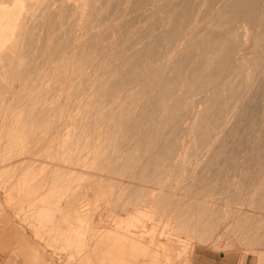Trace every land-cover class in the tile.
Listing matches in <instances>:
<instances>
[{
	"label": "bare ground",
	"instance_id": "obj_1",
	"mask_svg": "<svg viewBox=\"0 0 264 264\" xmlns=\"http://www.w3.org/2000/svg\"><path fill=\"white\" fill-rule=\"evenodd\" d=\"M102 1L0 0V185L79 264H192L245 238L264 259V208L243 199L264 200V0H115L114 29ZM110 165L83 243L92 220L55 222L50 200Z\"/></svg>",
	"mask_w": 264,
	"mask_h": 264
},
{
	"label": "rangeland",
	"instance_id": "obj_2",
	"mask_svg": "<svg viewBox=\"0 0 264 264\" xmlns=\"http://www.w3.org/2000/svg\"><path fill=\"white\" fill-rule=\"evenodd\" d=\"M104 1L106 3H103L100 6H104L105 8L104 7L100 8L102 10H100L99 12H101V13H103V12L105 13L106 12V13L105 14L103 13L104 16H103V14L102 15L100 14L101 15L100 19L103 16L106 20L108 19L109 21L107 20L108 21L107 22L104 18H102V20L104 19L102 25H104L103 27H105V26L107 28L109 27L108 29H114V25H116V23L114 24V22H116L115 21L116 19H114V18L118 14H120L122 12V11H119V10H122V9L124 10L126 5L122 3L123 5L120 6V4L118 3L120 7H122V6H124V7H122V8H120L118 6L116 7V5H117L116 1L112 0V2L115 1V5L113 3L111 5L112 6L114 5V7H112V6L109 7V5H110L109 1L110 0H108V1L104 0ZM104 1H102V2H104ZM115 7L118 8L119 10L115 9ZM109 8H110V12H111V9H112V11H113V9L117 11L116 13H115V11L111 13V15H114V14H116V15H114L115 17L114 16L110 17L111 16L110 15L109 16L110 19L107 18L108 16H105V15L108 14ZM103 10H105V11H103ZM118 11L120 13H118ZM99 20L95 19L94 23L97 21L96 22V25H97L96 30H98V31L101 30V32H102V31H104V29H101V27H102L101 23H100L101 21H99ZM110 20L111 21L113 20V22H112L113 25L111 24V27H110V24H108L109 26L107 25V23H111ZM105 21H106V23H105ZM99 23H100V25H99L100 29H97ZM139 24H141V23H139ZM139 24L136 22V23L133 24V27H136ZM173 37H175L174 40H173ZM130 40L131 39H129L127 41L130 42ZM171 40H173L174 43H175V44L172 45V47L177 45L176 43H178L179 41L182 42V40H179L178 38L176 39V36H171L170 40H168V44H169V42ZM177 40H179V41H177ZM110 41H113V40H110ZM113 42H116V40L113 41ZM113 42H110V43H113ZM114 45H115V43L112 44V46H110L108 48L107 54L108 53H113V52L116 51V49L113 48L114 49L113 52H111L113 49L110 52H108L109 49H111ZM100 52H101V49H100V51L98 50V52H96V54L97 53L101 54ZM164 53H165V51L162 54H164ZM99 54L97 56H99ZM99 57H102V56H99ZM161 62L162 61H160V63ZM153 63H155V64L148 65V66H150V68L152 67L150 69V71L151 70L152 71L151 72L150 71L146 72L144 74V76L148 77L149 75H152V73H153V75L156 77V74L158 73L156 70H158L160 68L159 66L161 64L158 63V62L157 63L153 62ZM154 66H156V67H154ZM157 67H159V68H157ZM145 69H147V67H145ZM153 70H154V72H153ZM154 73H156V74H154ZM83 88L86 89L84 84L82 85V89ZM253 105H251V107H253ZM254 106H256V105H254ZM254 109L257 110V109H259V107H254V108L251 109L254 112L252 114H253V116L255 115V119H254V117L252 115L251 116L253 118L251 116H250V118L256 120V116L258 114H257L256 110H254ZM255 112H256L257 115L255 114ZM258 112H259V110H258ZM242 140L243 139L241 138L240 141H239V144H241V145L238 148H240V150L237 149V147L235 146V148H236V150H238V152L241 151V150H244V148L246 146L245 144L242 145V142L244 143V141H242ZM243 146H244V148H243ZM247 147H246L247 150H244V151H247V153L242 151L244 153L241 152V154L245 155V153L248 154L250 152L248 150H251L250 149L251 147L250 146H247ZM228 164H229V162L226 163L225 170L229 169V167L232 168V166L234 165L233 163L231 164V166L228 165ZM243 164H244V162L242 163L243 168H244L245 165H247V167H245L246 169L249 167V164H244V165ZM227 165H228V168H226ZM111 167H113V165H110L108 168H104L105 170L104 169L103 170L102 169L98 170L97 167L96 168L94 167V169L91 170V172H92L91 177L92 178L85 179V181L81 180V181L75 182V184H74L75 190H74V188L69 190V195H67L66 198H64V199L61 198L62 194H60L61 191L59 190V193L55 194L56 196L54 195L53 199L50 200V203H49V207L50 208L54 207L56 204L58 206L60 205V207H59L60 211L55 213V218H54L55 222H60V219L63 218L64 216H66V215L69 216V217L72 216L70 218V219L73 220V221L71 220V223L72 222L75 223L74 220L77 217L87 218V219L90 218L92 220L91 224L89 226L81 228L82 230H84V234H85L84 236L82 235L80 237V240L83 243L86 241L87 238H90L93 235L94 229L97 226L95 224V222H94V219H96L98 215H97V213H94V211L96 212L100 208L101 209L103 208V206H102L103 202L102 201H105V200L109 201V205L107 207L109 209L111 208L112 204L114 203L112 196H109L108 194H106L107 195L106 196L104 193H102V195H103L102 196L101 194L96 193L97 191L95 190L94 186L91 184L92 180L93 179L96 180L100 175L108 176V177L111 176V177H115L116 178V175H114L111 171H109V168H111ZM49 168H51V167H49ZM73 168H77V167L73 166ZM106 169L108 170V172H107ZM98 173H100V174H98ZM154 173H156V172H154ZM95 175H99V176H95ZM228 176L229 175L225 172L224 173V178H226V177L228 178ZM245 179L243 178L242 181L244 182ZM246 180H245V182H246L245 185L247 184V182H253L256 179H253L252 181H248V180L246 181ZM260 180L261 181H259V179H258L257 180L258 182L256 181L258 184L254 182L255 191L257 190V188H255V187H258L259 185H261L259 187H260V189H262V186H264V183L260 184V182L264 181V177H261ZM9 184H10L9 182L8 183H4L5 187H2L0 185V264H75V263L79 264V259L74 254L75 253L74 250H71V252H73L72 257H69V255L66 254L65 252H63V250L57 249L58 251H53V249L51 248L52 246L49 244V240H48V237L50 236V233L47 234V233L43 232V228L37 226L39 224V221L40 222L41 221L44 222L45 219L44 218H40L39 215H35L36 212H31V211L30 212H26L25 210L27 209L26 208L27 206H26V202H24L26 200V198L25 197H20L21 199L17 198V197L16 198H12L13 196H11V194L9 192V189H8L9 186H10ZM75 185H78V186H75ZM86 185L88 186V189L86 188ZM89 185H91V186H89ZM83 189H84V191H83ZM92 190H94V192ZM259 190H257V192H259ZM73 191H74V193H73ZM85 191L87 192V194H86ZM62 192H64V191H62ZM85 194H86V196H85ZM261 194H262L261 198H264V193H261ZM254 195H256V194H254ZM100 196H102L103 198L100 197ZM74 197H75V199H74ZM252 197H254V196L253 195H251V196L249 195L247 197L243 196L245 204L249 201L251 203V205L253 203L255 204L253 206L259 205V206H261V208H264V202H262L264 200L261 201L260 196L259 197L255 196V197H257V199H260V200L254 199L255 197L254 198H252ZM247 198L250 199V200L252 199L253 203L250 200H248ZM246 199H247V201H245ZM27 200H29V199H27ZM55 200H57V201H55ZM83 200H85V201H83ZM8 201H9V203H8ZM256 201L258 202L257 204H256ZM59 202H60V204H59ZM121 202H122V200L119 201V205L121 204ZM68 204L76 206L78 208V212H76V213L75 212L68 213V211L64 207L65 205H68ZM82 206H84V208ZM86 209L89 210V212ZM261 214H264V213H261ZM1 221H2V223H1ZM31 225H35L36 227L34 228ZM72 225H74V224L72 223ZM36 233L39 235L38 237L35 236ZM244 240H245V243L242 244L244 248L242 247V245L240 243V245L237 247V249H235V251H231V252L230 251L229 252H225V251H222V250L216 251L211 246L210 247L209 246H205V247L195 246L194 254H193V258L194 259H193V263L192 264H264V259H262V260L258 259V253H259L258 250H259L260 247L254 248V252L250 253V251H248V250H250L252 248L248 245V243H246V242H248V239L245 238ZM89 242H91V239L89 240ZM244 244H246V246H244ZM81 262L83 263L82 260H81ZM82 263H80V264H82ZM83 264H86V263H83Z\"/></svg>",
	"mask_w": 264,
	"mask_h": 264
},
{
	"label": "crops",
	"instance_id": "obj_3",
	"mask_svg": "<svg viewBox=\"0 0 264 264\" xmlns=\"http://www.w3.org/2000/svg\"><path fill=\"white\" fill-rule=\"evenodd\" d=\"M50 247H51V246H50ZM51 248L53 249V251H57V249H56L57 247H56V248H54V247H51Z\"/></svg>",
	"mask_w": 264,
	"mask_h": 264
}]
</instances>
